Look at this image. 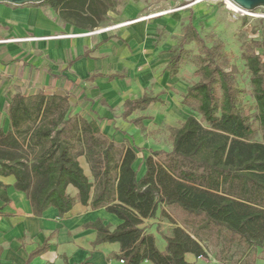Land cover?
Instances as JSON below:
<instances>
[{
    "label": "trees",
    "instance_id": "trees-1",
    "mask_svg": "<svg viewBox=\"0 0 264 264\" xmlns=\"http://www.w3.org/2000/svg\"><path fill=\"white\" fill-rule=\"evenodd\" d=\"M118 4L119 0H45L39 6L49 7L65 24L92 31ZM191 43L199 52L200 79L188 87L182 104L194 103L201 120L188 116L180 128L173 129L172 150L151 152L141 178L133 168L137 150L126 142L95 135L85 119L69 115L67 97L42 91L13 98L8 108L11 131L0 129V176L15 178L14 187L25 193L34 216L53 208L63 217L76 201L92 210L104 208L121 224L113 229L100 221L87 225L96 232L94 247L118 244L120 253L114 258L123 264H194L185 256L206 255L196 236L175 226L170 235H162L166 247L160 252L154 236L142 227L161 206L177 207L188 216L202 218L203 229H215L224 248L243 247L246 254L240 262L257 264V249L264 253V52L252 51L244 58L255 103L250 120L239 107L242 91L235 76L224 68L227 54L222 43L207 46L190 18L170 49L165 68L169 76L178 74ZM108 78L124 79L125 74ZM157 102L159 98L146 94L127 100L123 117ZM143 119L132 122L141 124ZM253 122L263 132L260 142L254 139L258 129ZM81 157L90 178L80 166ZM69 187L76 191L75 197ZM216 261L236 264L222 257Z\"/></svg>",
    "mask_w": 264,
    "mask_h": 264
},
{
    "label": "crops",
    "instance_id": "crops-1",
    "mask_svg": "<svg viewBox=\"0 0 264 264\" xmlns=\"http://www.w3.org/2000/svg\"><path fill=\"white\" fill-rule=\"evenodd\" d=\"M40 7L46 6L34 5V9L27 10L23 6L12 8L11 5L0 4V129L3 133L11 131L8 108L14 97L36 95L42 91L68 98L71 96L76 107H84L93 113L109 114V109L117 107L121 110V122L126 124V128L112 134V126H116L113 117L100 116L98 121L106 124V130L101 136L118 144L126 142L137 150L133 168L137 170V177L141 178L145 173L144 160L151 152L168 153L172 145L170 151L148 148L146 156L139 159V148L133 145V141L136 134L140 133L139 128L148 127L146 122L150 121V116L130 117L135 112L173 105L170 90L178 74L170 77L165 70L172 48L167 53L164 48L155 47L149 38L155 36L156 26L138 24L143 21L131 23L134 25L127 31L129 42L124 48L106 40L93 42L88 38L91 36L88 33L90 31L65 24L55 14L66 26V32H59L60 28L45 18ZM127 25L130 24L125 27ZM23 28H33V33L25 36ZM119 28L121 26L112 29ZM23 43L39 45L41 50L35 51L37 56L34 60L30 61L26 55L23 56ZM43 54L51 60L50 63H47ZM116 74H125V78H108ZM145 94L157 97L161 102L152 103L124 118V102L139 99ZM104 106L107 109H103ZM78 117L86 120L84 115ZM138 118L144 119L141 124H134L132 121ZM123 119L128 120L125 122ZM163 119L159 117L155 123ZM168 119H171L170 115ZM88 124L93 131L91 123ZM78 161H82L80 166L85 175L90 177L84 158ZM14 185L13 176H0V264H120L114 258L120 253L119 245L105 243L94 247L92 243L96 232L86 227L100 221L113 229L121 224L117 217L107 213L104 208L92 210L78 201L63 217H59L53 208L36 217L25 193L17 191ZM69 189L74 191L72 197H75L76 191L71 187ZM167 208L161 206L155 218L145 220L142 227L150 233L151 228L159 223L161 211L168 214ZM44 247L45 250L39 255L31 256L37 249ZM185 259L194 264L201 261L190 254ZM141 264L151 263L145 261Z\"/></svg>",
    "mask_w": 264,
    "mask_h": 264
},
{
    "label": "rangeland",
    "instance_id": "rangeland-1",
    "mask_svg": "<svg viewBox=\"0 0 264 264\" xmlns=\"http://www.w3.org/2000/svg\"><path fill=\"white\" fill-rule=\"evenodd\" d=\"M3 5L6 6L7 4ZM32 6L34 5H26L23 8L31 10L34 9ZM11 7L18 8L15 6ZM39 10L44 13L47 20L60 28L59 32H66V26L58 20L53 11L47 7H40ZM251 14L252 16H239L221 0H195L192 3H186L181 0H119L116 9L107 14L105 22L100 24L96 30L88 33L98 30H108L121 24L124 27L101 32V34H94L88 38L93 42L99 40L114 42L120 48H124L128 46L126 44L129 42L127 35L128 29L137 22L143 21L138 24L156 26L155 36L149 39L153 41L155 47L164 48L168 53L170 48L176 46L182 35V29L190 18L194 29L204 39L207 46L210 47L218 42L222 43L224 51L227 54L226 60L224 61V68L234 74L236 86L242 91L239 97V107L251 117L250 120H253L255 103L250 85L251 76L245 67L244 58L246 54L252 51L260 54L264 52L262 48V44H264V19L257 17L264 14V10L256 9ZM133 22L134 24L125 27L126 24ZM24 33L25 36H30L33 33V28L25 29ZM55 33L49 32V34ZM36 44L23 43V56L26 55L30 61L34 60V57L37 56L35 51L41 50L38 47L39 45ZM25 48L26 51L24 50ZM186 49L188 51L187 59L173 80L175 83L170 90L173 95V105H163L157 107L156 110L150 108L144 112H135L130 117L135 118L141 115L150 116V121L148 120L146 122L148 127L139 128L138 126L140 133L136 134L135 140L133 141V145L139 148V159L146 156L145 152L148 148L170 151L172 145V129L179 127L181 122L188 116H194L197 120H201V116L196 112V105L194 103L184 106L181 102L187 88L200 79L199 73L197 72L198 49L193 43L189 44ZM39 55L41 56V54ZM43 57L47 63H50L51 60L45 54H43ZM69 97L67 98L70 100H68L70 116L84 115V118L91 123L96 135H102L106 130V124L98 121L100 116L107 115L113 117L112 121L115 122L117 127L115 125L112 126V134L116 133L115 131L117 130L124 131L126 128V124L121 122L122 115L119 108L113 107L109 109V114L105 112H101L100 114L93 113L86 111L84 107H76L77 104L74 105V98ZM103 109H107V106H104ZM168 115H170L171 119H168ZM159 117L164 119L155 123V120ZM128 119L123 120L127 122ZM253 126L258 129L254 139L260 142L263 132L255 122H253ZM162 158L163 156L160 157L161 160ZM80 163L83 164L82 161ZM84 170L88 174L85 166ZM68 192L71 196H74L72 189H68ZM167 212L168 214L164 211L160 213L159 223H156V227L153 226L150 230V234L154 236L156 247L160 252H164L166 247L162 235H170L171 230L175 226H179L191 235L196 236L205 249L206 255L197 264H218L216 258L219 259L221 257L228 258L229 262L235 261L236 264H244L240 262V258L245 256L246 250L235 244L224 248L222 237L218 235L215 229L206 230L202 228V218L188 216L177 207H169L167 208ZM225 251L228 252L224 254ZM250 254H247L248 258ZM256 255V263L264 264V253L260 249H257Z\"/></svg>",
    "mask_w": 264,
    "mask_h": 264
},
{
    "label": "water",
    "instance_id": "water-1",
    "mask_svg": "<svg viewBox=\"0 0 264 264\" xmlns=\"http://www.w3.org/2000/svg\"><path fill=\"white\" fill-rule=\"evenodd\" d=\"M45 0H0V4H7L16 7L26 5H39ZM186 3H192L195 0H181ZM237 7L246 12H253L256 9L264 10V0H230Z\"/></svg>",
    "mask_w": 264,
    "mask_h": 264
},
{
    "label": "built area",
    "instance_id": "built-area-1",
    "mask_svg": "<svg viewBox=\"0 0 264 264\" xmlns=\"http://www.w3.org/2000/svg\"><path fill=\"white\" fill-rule=\"evenodd\" d=\"M224 2V4L226 6H228V4H233L230 0H221ZM234 6H236L235 4H233ZM237 7V6H236ZM237 12L236 11H233L235 14H238L239 16H252V12H246V11H243L242 9H240L239 7H237ZM259 18H262L264 19V14L260 15V16H257ZM136 21V20H135ZM128 24H131V23H128ZM101 30H98V31H94L92 33H90L89 35H94V34H99ZM198 259H201V257H199ZM120 264H123V261H119Z\"/></svg>",
    "mask_w": 264,
    "mask_h": 264
},
{
    "label": "bare ground",
    "instance_id": "bare-ground-1",
    "mask_svg": "<svg viewBox=\"0 0 264 264\" xmlns=\"http://www.w3.org/2000/svg\"><path fill=\"white\" fill-rule=\"evenodd\" d=\"M228 8H230L232 11H238L237 10V7L236 6H234L233 4H228ZM141 20H145V19H141ZM122 27L123 25L121 24V25H118V26H116V28H118V27ZM114 29H115V27H114ZM109 30H113L112 28L111 29H108V30H103V31H100V33L101 32H106V31H109Z\"/></svg>",
    "mask_w": 264,
    "mask_h": 264
}]
</instances>
